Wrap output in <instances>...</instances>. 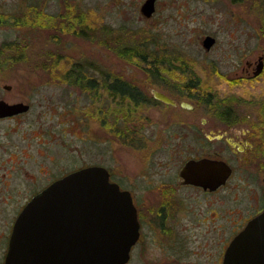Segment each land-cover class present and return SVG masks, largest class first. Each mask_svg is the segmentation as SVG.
<instances>
[{
  "label": "rangeland",
  "instance_id": "1",
  "mask_svg": "<svg viewBox=\"0 0 264 264\" xmlns=\"http://www.w3.org/2000/svg\"><path fill=\"white\" fill-rule=\"evenodd\" d=\"M143 1L0 0V44L16 41L1 55L5 66L0 68V81L13 83L15 96L31 99L32 104L21 122L13 121L22 126L10 132L15 139L23 129L30 133V150L37 157L32 155L29 162L36 179L30 190L69 168L101 164L109 169L112 179L130 187L135 195L147 186L144 193L150 194L154 191L142 174L154 166L151 160L166 161L169 155L172 166L168 177L188 154L176 149L174 139L160 135L146 138L143 147L131 145L126 135L139 124H144L142 131L156 130L158 123L166 127L168 116L187 112L165 104L157 111L149 99L124 106L111 103L97 83L99 72L137 85L146 99L152 89L175 88L166 82L167 75L184 87L193 77L203 79L206 71L209 94L205 97L230 103L242 115L264 114V71L253 79L239 76L247 59L264 55V0H158L157 11L150 18L139 11ZM206 34L216 39L208 50L202 46ZM128 46L144 48L153 64L120 56L119 51ZM15 55L19 57L12 59ZM73 61L90 62L95 67L80 84L63 74L64 66ZM173 65L195 70L193 74L171 71ZM157 66L158 74H154ZM212 66L219 67L221 74L211 72ZM90 78L97 83L91 88L86 86ZM206 107L194 113H213ZM8 124L1 122L0 132L7 130ZM164 145L169 146L166 149ZM3 156L0 153V158ZM45 164L46 175L39 172ZM234 186L232 178L221 193L229 197ZM185 192L190 193V199L203 198L199 191ZM4 204L0 202V207ZM20 204L7 202L0 216L1 229Z\"/></svg>",
  "mask_w": 264,
  "mask_h": 264
},
{
  "label": "flooded vegetation",
  "instance_id": "2",
  "mask_svg": "<svg viewBox=\"0 0 264 264\" xmlns=\"http://www.w3.org/2000/svg\"><path fill=\"white\" fill-rule=\"evenodd\" d=\"M157 3L158 0L155 1L152 16L157 11ZM262 56L264 62V55ZM256 60L245 61L239 75L241 78L253 79L264 71L263 67L259 74L253 75ZM178 61H182L181 57ZM172 62H175L174 57ZM169 67L171 71L180 73L193 74L195 70L193 66V68L184 65ZM158 68L160 67L154 68V74H158ZM212 68L211 72L221 74L219 67ZM202 73L203 79L193 77L192 79L198 81L191 79L183 83L184 87H178L175 77L167 75L169 81L166 82L175 88L156 90L172 98L174 104H166L153 95L144 100H152L157 111H160V104H165L184 110L187 114L168 116L164 123L166 127L158 123L156 130L142 131L144 124H139L138 128L128 133L129 143L137 148L143 147L146 138L153 139L157 135L174 139L176 149L186 150L188 153L178 162L176 168L174 167V173L165 177L172 166L169 155L166 161L152 159L154 166H148L142 177L154 192L144 193L147 186L141 193L135 195L130 187L112 179L108 169L110 181L117 182L121 189L130 192L136 209L137 237L130 247L125 264H223L230 241L251 218L264 209V114L242 115L236 112L232 104L226 105L228 107L225 113H217V109L214 110L212 106L207 105L203 98H198L209 94L206 71ZM107 77L123 80L118 76L112 77L110 73ZM134 86L138 88L137 85ZM14 93L13 83L0 81V101L11 105L17 103L28 105L24 111L0 116V123L5 121L9 123L8 129L0 132V153L5 154L0 158V170H4L0 173V202L5 203L0 207V216L6 210L7 202L21 201V204L9 214V223L5 224L4 229L0 228V264H4L14 222L25 204L51 182L67 173L84 166L99 165L84 164L69 168L48 177L46 181L30 190L36 179L29 171V162L32 155L33 159L37 158L30 150V133L23 129L21 136L15 139L10 132L22 126H15L13 121L21 122V118L28 113L32 104L31 99L16 97ZM104 93L107 97V91ZM206 106L213 113H194L195 110ZM172 150V153L175 152L174 148ZM202 157L223 160L230 166L231 173L224 184L210 189L184 182L180 175L183 163L190 158ZM39 172L46 175L47 165L45 164L42 170L39 169ZM160 175L164 178L158 179ZM232 178H235V186L233 193L228 197L221 193V189ZM185 189L199 191L203 198L190 199V193L185 192Z\"/></svg>",
  "mask_w": 264,
  "mask_h": 264
},
{
  "label": "water",
  "instance_id": "3",
  "mask_svg": "<svg viewBox=\"0 0 264 264\" xmlns=\"http://www.w3.org/2000/svg\"><path fill=\"white\" fill-rule=\"evenodd\" d=\"M155 1L142 2L144 18L152 16ZM214 42L206 34L202 46L208 50ZM263 67L259 55L253 75ZM151 93L174 104L159 90ZM27 108L0 101V116ZM230 173L226 162L208 157L190 158L180 168L184 182L210 189L224 184ZM137 227L130 192L110 181L104 166H84L54 180L25 204L14 222L4 264H125ZM223 264H264V209L230 241Z\"/></svg>",
  "mask_w": 264,
  "mask_h": 264
},
{
  "label": "trees",
  "instance_id": "4",
  "mask_svg": "<svg viewBox=\"0 0 264 264\" xmlns=\"http://www.w3.org/2000/svg\"><path fill=\"white\" fill-rule=\"evenodd\" d=\"M240 1V0H239ZM0 19H2L0 17ZM8 47H5L7 46ZM11 45H16V41H11V42H3L2 44H0V68L4 67L5 61L1 60V55L2 53H4L5 49H11ZM142 50V52H138V50ZM119 55L122 56L123 58L127 59V60H131L133 58H137L142 64H147L148 66L151 64H153L152 60H151V55L149 52H147L144 48L142 47H138V46H128V47H124L122 48V50L119 51ZM19 57V55H15L14 57H12V59ZM7 60V59H6ZM7 62V61H6ZM88 65V66H87ZM94 66L92 63L90 62H78V61H73L70 62L69 64H67V66L65 67V70L63 72V74L65 75V77H67V80H69L72 83H81L84 80H86L85 78H89V70L95 68L92 67ZM95 70V69H93ZM109 73H103V72H99V74L96 76L97 77V83L98 85L101 84L103 86V90L107 91V97L104 93L105 98H108L109 102L114 103V104H119V105H128V103L130 102H135V103H141L144 102L145 97L142 94V91L137 88L136 86L132 85L131 83H128L125 80H119V79H111L108 78ZM100 75V76H99ZM105 80V81H104ZM104 81V82H103ZM95 83V84H94ZM96 81L92 78L87 79V87H92V85H96L97 84ZM113 89V90H112ZM112 90V91H111ZM198 96L199 99L203 98V101L207 104L210 105V107L212 106V108L214 110L217 109V113H225L227 110V107L229 105H231L230 103H226V102H222L219 99H217L214 96H211L212 98L209 97H201ZM218 100L220 102H218ZM228 104V106H226ZM219 109V110H218ZM225 109V110H224ZM127 137H130L129 135H127Z\"/></svg>",
  "mask_w": 264,
  "mask_h": 264
},
{
  "label": "bare ground",
  "instance_id": "5",
  "mask_svg": "<svg viewBox=\"0 0 264 264\" xmlns=\"http://www.w3.org/2000/svg\"><path fill=\"white\" fill-rule=\"evenodd\" d=\"M87 66H88V65H87ZM97 68H98V67H97ZM98 70H99V69H98ZM99 76H100V75H99ZM104 81H105V80H104ZM104 81H103V82H104ZM112 90H113V89H112ZM112 90H111V91H112Z\"/></svg>",
  "mask_w": 264,
  "mask_h": 264
}]
</instances>
